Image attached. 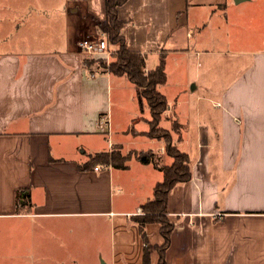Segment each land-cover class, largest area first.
Masks as SVG:
<instances>
[{
	"label": "crops",
	"instance_id": "obj_1",
	"mask_svg": "<svg viewBox=\"0 0 264 264\" xmlns=\"http://www.w3.org/2000/svg\"><path fill=\"white\" fill-rule=\"evenodd\" d=\"M31 8L37 31L30 35ZM52 11L62 16L63 38L52 51L31 52L30 39L40 38L41 4L0 0V224L17 221L27 225L20 232L31 234L33 226L39 234L41 221L92 215L109 227L105 255L97 251L100 263L141 264L144 244L132 214L151 196L119 201L115 209L113 168H84V154L114 147L123 154L129 145L153 143L113 132L108 113L115 76L82 64L77 43L101 34L104 0H64ZM117 16L127 49L145 57L146 71L164 58L163 86L171 59L188 67L206 57L208 68L216 59L232 76L216 102L202 97L212 88L199 81L191 90L189 83L175 87L185 98L166 100L164 118L181 122L174 145L188 156L191 172L168 193L173 230L166 263L264 264V0H127ZM117 78L118 89H129L124 76ZM202 101L212 103L211 112L220 110L219 133L209 120L199 121L198 110L190 122L191 107ZM99 136L106 147L93 149ZM79 137L82 149L73 145ZM143 230L156 264L159 226Z\"/></svg>",
	"mask_w": 264,
	"mask_h": 264
},
{
	"label": "rangeland",
	"instance_id": "obj_2",
	"mask_svg": "<svg viewBox=\"0 0 264 264\" xmlns=\"http://www.w3.org/2000/svg\"><path fill=\"white\" fill-rule=\"evenodd\" d=\"M39 2L31 0V6L34 8L36 5L41 4L40 38H31L29 48L31 52L52 51L63 38L62 16L58 11L53 12L52 10L58 9L64 0H40ZM30 12L31 26L29 31L31 35L37 31V25L32 23L35 15L32 8ZM115 50L108 48L110 56L107 60L100 56L84 54L83 59H87V62H90L91 65L86 68H89L90 71L101 70L98 66V60L108 64L113 59L112 55ZM215 60L208 68L206 57H201L196 62L193 60L188 67H186L182 59H179L177 64L171 59L166 67L168 85L160 87L159 91L165 96L167 101L172 102L176 96L185 98L183 92L175 87L189 83V90H191L190 86L194 82L199 81L201 86L205 85L208 89L212 88L209 92L203 89L202 97L214 102L218 101L219 98L217 96L225 85L231 83L232 76L224 74L227 70L226 67L219 66V61ZM116 82H120L119 78L113 77L108 113L112 122L113 132H116L119 136L124 135L129 139L144 142L150 140V142H153L149 146L129 145L130 148H126V154V150L122 154L120 147H114V150L118 151L121 157L127 159L125 169H129V171H123L125 169L113 168V202L114 208L118 209L116 207L119 201L120 204L122 201L124 204L126 201L129 204L136 195L143 197L149 195L152 199L151 187L156 182L161 181L162 173L150 163L151 168L146 170L149 177H146L147 172L143 171L142 163L138 161V158L142 156L148 160L151 159L159 166L169 164L171 159L165 153L166 139L175 146L174 141L181 134V125L178 124L181 122L176 123L169 118L170 116L164 118V115H162L158 125V136L154 139L148 138L146 133L150 115L145 101L140 102L137 95L131 93V84L127 83L129 89L121 90L115 85ZM195 97L196 93H194L192 99H195ZM211 105L212 103L202 101L200 107H191L189 115L192 121L190 120V122L194 123L195 114L198 110L200 111L199 121L204 124V121L209 120V124L214 126L215 133L217 131L219 133L220 110L213 111L214 113L211 112ZM194 109L196 112L193 111ZM99 137L100 139H95L97 141L91 146L93 149L99 147V145L100 147H106L103 137ZM104 137L106 136L104 135ZM82 139L83 137H79L78 140L73 141V145L82 149L84 146V139ZM96 142L97 145H95ZM90 156L92 157V154H84L86 158ZM159 157L162 158V161ZM117 188L122 189V191L119 192ZM24 222L25 220L21 224ZM41 222H45L41 223V233L36 234L34 232L35 227L32 226L29 228L30 230L32 229V233L27 235L20 232L22 227L26 229V224L19 225L17 221L0 224V264H101L97 251L100 250L104 254L106 252L105 247H107L109 242V227H106L104 219H96L92 215H84L77 219ZM4 228L7 230L4 231Z\"/></svg>",
	"mask_w": 264,
	"mask_h": 264
},
{
	"label": "trees",
	"instance_id": "obj_3",
	"mask_svg": "<svg viewBox=\"0 0 264 264\" xmlns=\"http://www.w3.org/2000/svg\"><path fill=\"white\" fill-rule=\"evenodd\" d=\"M126 1L104 0L105 21L101 24L100 31L106 37V49L117 46V50L113 52V59L108 64L98 60V66L103 72L115 77L124 76L134 86L138 99L140 102L145 101L150 115L146 135L148 138L154 139L158 136V125L167 107L165 96L158 91V87L166 83L165 62L164 58L161 57L154 69L146 71L145 57L140 53L127 49L125 40L120 35L122 22L117 16V8ZM82 64L85 67L91 66L87 59H83ZM166 141L165 153L171 159L170 165L159 166L151 159L148 160L142 156L138 158V161L143 165L152 163L153 167L162 173V180L153 188L152 199L140 207L143 214L136 216L133 220L138 225L144 244L141 264H150L149 249L143 230L144 226L150 223L159 226V234L162 238V243L154 247L157 254L156 264H167L165 252L169 247L173 230V223L167 218L168 193L176 185L186 183L191 178L188 156L176 146H173L168 139ZM126 161V158L121 157L119 152L113 149L110 153H97L92 157L90 156L84 168L100 164L111 166L112 168L125 169Z\"/></svg>",
	"mask_w": 264,
	"mask_h": 264
},
{
	"label": "built area",
	"instance_id": "obj_4",
	"mask_svg": "<svg viewBox=\"0 0 264 264\" xmlns=\"http://www.w3.org/2000/svg\"><path fill=\"white\" fill-rule=\"evenodd\" d=\"M106 38L103 33L99 35L96 40H83L77 43L78 48L86 55L91 56H100L103 59H108L110 56V52L106 49ZM107 123V122H106ZM94 170H98V168H94ZM143 212L141 208H137L132 214L133 216H140Z\"/></svg>",
	"mask_w": 264,
	"mask_h": 264
}]
</instances>
